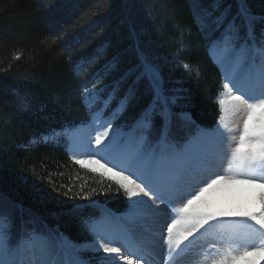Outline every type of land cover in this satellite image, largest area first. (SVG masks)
<instances>
[{
  "label": "trees",
  "instance_id": "trees-1",
  "mask_svg": "<svg viewBox=\"0 0 264 264\" xmlns=\"http://www.w3.org/2000/svg\"><path fill=\"white\" fill-rule=\"evenodd\" d=\"M229 49L264 69V0H0L2 242L81 244L126 215L129 189L77 162L64 130L100 119L160 164L222 124L237 63L214 51ZM252 165L264 175V156ZM230 207L260 222L264 192Z\"/></svg>",
  "mask_w": 264,
  "mask_h": 264
},
{
  "label": "rangeland",
  "instance_id": "rangeland-1",
  "mask_svg": "<svg viewBox=\"0 0 264 264\" xmlns=\"http://www.w3.org/2000/svg\"><path fill=\"white\" fill-rule=\"evenodd\" d=\"M235 58L240 59L235 74L241 75L247 68L244 55ZM228 75L231 77L233 71ZM256 76L264 77V70H258ZM253 85H228L222 99V124L185 156L167 162L149 186L142 183L145 174L138 177L143 170V152H121L117 139L103 123H89L68 131L72 154L78 162L129 189L130 211L125 219H104L96 229L95 241L74 244L64 240L59 244L52 235L27 243L17 252L0 244V264H166L163 259L172 255L175 261L169 264H264L262 227L246 234L250 229L240 233L237 228L244 224L224 221L222 226L200 236L192 247L187 244L204 229L203 220L207 218L205 214L193 213L197 203L207 207L205 210L229 209L234 204L252 203L264 192V177H259L255 165L242 171L243 165L249 164L247 160L252 164L264 155V82ZM243 145L244 162L237 157V150ZM184 206L194 209L190 214L178 215ZM168 237L172 241H167ZM168 242L173 246L171 255L165 250Z\"/></svg>",
  "mask_w": 264,
  "mask_h": 264
},
{
  "label": "bare ground",
  "instance_id": "bare-ground-1",
  "mask_svg": "<svg viewBox=\"0 0 264 264\" xmlns=\"http://www.w3.org/2000/svg\"><path fill=\"white\" fill-rule=\"evenodd\" d=\"M164 262H165L166 264H169V263H170V261H169V262H167L165 259H164Z\"/></svg>",
  "mask_w": 264,
  "mask_h": 264
}]
</instances>
